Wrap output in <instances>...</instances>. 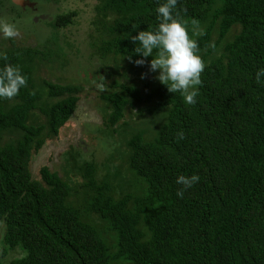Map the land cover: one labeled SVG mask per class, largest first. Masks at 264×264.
<instances>
[{
    "label": "trees",
    "instance_id": "obj_1",
    "mask_svg": "<svg viewBox=\"0 0 264 264\" xmlns=\"http://www.w3.org/2000/svg\"><path fill=\"white\" fill-rule=\"evenodd\" d=\"M97 1L100 58L135 63L131 36L156 28L163 0ZM173 11L189 29H203L195 37L206 61L197 102L186 105L160 81L145 82L143 92L114 80L100 93L110 108L107 127L130 124L128 105L166 110L165 118L152 131H131L126 188L117 190L108 174L99 179L94 161L81 166L72 156L86 190L79 203L69 201L76 188L48 165L33 177L31 161L74 115L86 86L43 79V92L24 63L35 50L13 41L4 53L27 83L0 98V139L14 134L0 140V264H264V85L255 80L264 67V0H178ZM77 15L60 13L55 25L67 27ZM234 26L239 30L215 55ZM44 98L54 101L41 104ZM36 110L44 121L31 123ZM194 172L199 181L177 197L176 177Z\"/></svg>",
    "mask_w": 264,
    "mask_h": 264
},
{
    "label": "rangeland",
    "instance_id": "obj_2",
    "mask_svg": "<svg viewBox=\"0 0 264 264\" xmlns=\"http://www.w3.org/2000/svg\"><path fill=\"white\" fill-rule=\"evenodd\" d=\"M97 3V0H0V18L16 23L19 29L15 38L0 35V53L9 51L13 41L31 46L35 51L31 57L24 59V63L32 66L33 78L43 92V79L86 86L74 115L61 128L58 136L47 138L44 146L37 153L33 152L31 161L33 177L39 178L40 168L46 164L76 188L69 199L72 204L81 202L86 192L83 177L73 168L72 156L81 166L86 161H94L99 179L108 174L117 190L126 188L133 177L127 163V141L131 131L136 127L152 131L163 121L166 111L149 114L128 105L125 120L129 121V125L119 121L115 131L105 125L110 108L100 99V93L112 90L114 80L137 85L144 92L159 81V70L151 71L150 61L147 60L137 65L112 56L100 58L98 46L103 29L102 20L97 16ZM71 10L78 11L75 22L64 28L56 26L57 15ZM106 20L111 22L112 17ZM238 30L239 27L234 26L229 31L215 55L223 51ZM214 37L217 38L216 29ZM145 82H149V87L144 85ZM52 101L44 98L41 104ZM42 121L44 116L39 110L31 113L29 122ZM13 136V133L7 132L1 135L0 140H11ZM145 136L151 137L147 133ZM96 221L102 225V221Z\"/></svg>",
    "mask_w": 264,
    "mask_h": 264
},
{
    "label": "clouds",
    "instance_id": "obj_3",
    "mask_svg": "<svg viewBox=\"0 0 264 264\" xmlns=\"http://www.w3.org/2000/svg\"><path fill=\"white\" fill-rule=\"evenodd\" d=\"M177 2L178 0H163L159 3L155 9L159 21L156 28L140 30L131 39L136 42L134 52L140 54L135 63L142 65L145 63L144 58L151 56L150 70H159V81L167 86L169 92L180 93L186 105H194L202 84L201 74L206 67L195 37L204 33L203 29H189L187 23L174 15ZM193 24L196 22L193 21ZM136 27L133 25V28ZM18 34L16 23L0 18V35L4 38H15ZM211 46L214 47V44ZM0 59L5 60L4 66L0 68V98L11 99L26 86V77L18 66L7 63L5 54L0 53ZM255 80L257 84L264 85V67L257 68ZM178 135L183 138V132ZM199 179V174L195 172L178 175L175 183L181 187L176 190V196L183 198L184 192Z\"/></svg>",
    "mask_w": 264,
    "mask_h": 264
}]
</instances>
